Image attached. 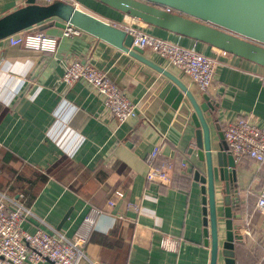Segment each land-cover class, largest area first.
Segmentation results:
<instances>
[{"label": "crops", "instance_id": "crops-1", "mask_svg": "<svg viewBox=\"0 0 264 264\" xmlns=\"http://www.w3.org/2000/svg\"><path fill=\"white\" fill-rule=\"evenodd\" d=\"M78 1L82 10L104 21L139 26L94 0ZM27 3L0 0V16ZM65 25L51 18L26 30L57 36L54 53L0 40V193L30 210L22 223L28 233L44 230L72 238L87 231L86 219L93 216L96 229L79 264H210L201 184L177 171L169 186L146 179L145 155L156 145L161 149L154 163L158 168L169 160L179 165L183 159L201 167L195 126L184 111L158 98L155 79L160 74L140 70L127 53L87 32L64 36ZM144 31L217 60L214 84L207 92L215 111L206 112L214 146L219 141L217 123L223 132L226 121L239 117L264 127V67L157 27L146 25ZM145 56L202 101L189 74L156 52L145 50ZM74 60L90 61L105 72L136 104L138 117L118 125L104 97L89 83H65L62 76ZM64 157L67 165L56 175H45ZM236 170L241 208H234L237 215L229 228L234 233V264H264V210L257 206L264 165L245 157L237 161ZM218 216L222 242L228 229L220 210ZM217 264H228L221 253Z\"/></svg>", "mask_w": 264, "mask_h": 264}, {"label": "water", "instance_id": "water-1", "mask_svg": "<svg viewBox=\"0 0 264 264\" xmlns=\"http://www.w3.org/2000/svg\"><path fill=\"white\" fill-rule=\"evenodd\" d=\"M145 25L160 28L179 36L208 44L215 49L243 58L264 67V0H94ZM171 8L172 11H168ZM58 18L83 32L102 39L132 59L135 67L151 69L156 78V95L184 111L196 128L195 147L201 167L190 161L193 178L201 184L205 244L211 245V263L219 255L225 263L234 264V233L230 228L239 208L237 162L229 151L224 133L217 123L219 141L211 139V126L206 112H214L215 104L207 92L197 93L179 78L152 62L145 50L134 45V36L121 27L104 21L82 9L64 2L40 5L34 1L0 16V40L27 30L42 22ZM66 26V25H65ZM146 72V71H145ZM151 78V73H147ZM149 78V79H150ZM218 195L221 197L219 207ZM218 210L227 225L224 241L220 240ZM210 240V241H209Z\"/></svg>", "mask_w": 264, "mask_h": 264}, {"label": "built area", "instance_id": "built-area-1", "mask_svg": "<svg viewBox=\"0 0 264 264\" xmlns=\"http://www.w3.org/2000/svg\"><path fill=\"white\" fill-rule=\"evenodd\" d=\"M54 2L68 3L79 9L82 7L78 0H35V3L40 5H50ZM167 10L172 11L171 8ZM133 20L139 26L121 28L134 36V45L167 58L170 63L189 74L201 91L208 92L211 89L217 66L215 58L152 35L144 31L145 24ZM82 33L83 31L79 28L66 24L63 35L73 37L80 36ZM6 39L10 46L47 53L56 52L59 44L57 36L39 31L25 30ZM62 80L68 85L80 80L89 83L104 97L105 105L118 125L138 117L136 104L105 72L94 67L90 61L70 62ZM223 133L228 149L234 155L236 162L249 157L260 165H264V127L250 122L245 117H239L226 121ZM160 150V147L156 145L145 155L148 182L169 186L176 171L183 177H192L188 159H183L179 165L174 160H169L162 167H156L154 163ZM10 202H13L15 206L10 207ZM257 206L260 210H264V184L259 192ZM98 213L99 211L94 209L93 214ZM29 214L30 210L23 203L0 193V264L26 262L39 264L44 261H49L51 264H79L86 257L83 248L96 229L93 216L86 219L88 227L85 233L66 238L61 233L49 234L44 230H37L35 233L26 232L22 228V223Z\"/></svg>", "mask_w": 264, "mask_h": 264}, {"label": "trees", "instance_id": "trees-1", "mask_svg": "<svg viewBox=\"0 0 264 264\" xmlns=\"http://www.w3.org/2000/svg\"><path fill=\"white\" fill-rule=\"evenodd\" d=\"M107 7V6H106ZM109 8V7H108ZM111 9V8H110ZM113 10V9H112ZM115 11V10H114ZM118 12V11H117ZM120 13V12H119ZM122 14V13H120ZM124 15V14H123ZM25 31V30H24ZM67 165V160L66 157L62 158L58 163H56L53 167L49 168L46 172L45 175H56L57 172L59 171V169L62 168V165ZM44 175V176H45ZM191 176H193V173L191 172ZM241 208V204L239 203V208L238 210ZM235 255V254H234Z\"/></svg>", "mask_w": 264, "mask_h": 264}, {"label": "rangeland", "instance_id": "rangeland-1", "mask_svg": "<svg viewBox=\"0 0 264 264\" xmlns=\"http://www.w3.org/2000/svg\"><path fill=\"white\" fill-rule=\"evenodd\" d=\"M31 1H34L35 2V0H27V2H31ZM219 202H221V197H220Z\"/></svg>", "mask_w": 264, "mask_h": 264}]
</instances>
